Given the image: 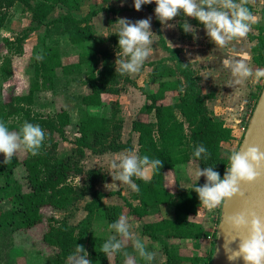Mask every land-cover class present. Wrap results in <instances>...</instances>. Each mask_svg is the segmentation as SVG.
I'll use <instances>...</instances> for the list:
<instances>
[{"label": "trees", "instance_id": "trees-1", "mask_svg": "<svg viewBox=\"0 0 264 264\" xmlns=\"http://www.w3.org/2000/svg\"><path fill=\"white\" fill-rule=\"evenodd\" d=\"M83 1L0 0V29L5 27L11 10L17 4L21 5L23 13L30 14V27L19 35L2 39L5 53L0 54V70L5 76L4 82L11 76L14 57L23 55V45L30 34L40 27L44 28V43L37 55L42 59L35 57L32 62L33 73L25 91L0 100V122L5 123L10 131H19L27 121L38 124L46 134L39 155L32 156L24 151L21 160L17 155L9 163H2L4 157L0 159V179L3 180L0 202L11 204L10 208L0 210V232L10 229L13 234L44 224L41 240L53 251L52 264H67L75 253L76 245L84 246L92 264H108L107 256L101 251L108 239L98 235L94 225L106 222L109 226L117 221L123 206L102 202L105 194L96 186L104 181L108 173L101 169H86L85 150L94 155L120 150L133 152L131 142L120 141L124 123L119 116L120 107L116 103L108 116H83L76 123V131L70 141L72 147L66 153H60L58 141V138L66 141L72 124L64 104L55 98V108L51 113L34 108L36 94L53 90L58 77L64 78L67 84L84 72L86 78L83 84L89 91L82 95L83 107L101 106L104 103L103 94H118L121 92L120 85L130 84L145 97L146 103L140 112L153 116L146 120L133 119L131 131L137 133V155L159 158L163 167L153 172L149 179L132 178L140 191L131 193L130 199L136 203L122 196L128 215L139 220L152 213L159 215L160 219L156 221L143 222L142 234L159 244L166 255L163 264H211L212 255L185 257L173 251L172 240L200 239L206 234V229L195 220L202 208L196 193L179 184L173 191L168 189L167 173L179 165L195 162L201 168L214 166L223 176L229 160L224 155L223 143L234 139L233 130L223 120L211 117L206 105L208 96L202 93L197 71L191 63L179 58L177 50L166 45L155 16V31L160 37L162 49L169 56L149 62L151 71L148 80L137 86L128 74L121 75L119 67L109 61L112 54L121 56L116 32L105 39L107 48L98 47L99 41L95 36L92 20L98 12L117 13L118 10L106 5L110 0H99V5L89 6L83 12ZM142 8L154 14L152 4ZM183 18L182 14L176 17L179 20ZM196 24L201 25L198 21ZM179 29L182 36H186L182 23H179ZM258 30L253 49L254 62L263 67L262 24ZM53 36H67L69 56H76V61L65 62L64 58L68 56L63 55L61 47L47 43V39ZM171 94L175 96L167 102ZM200 144L210 153L206 160L193 156L195 147ZM18 167L24 169L23 182L14 176ZM203 183V178L197 181V184ZM116 193L120 195V192ZM86 196L90 197L83 205L86 214L73 225L69 221L77 216L79 203ZM163 205L171 206V216L161 214ZM46 209L49 211L45 212ZM56 212L62 213L61 218ZM139 264L148 263L139 261Z\"/></svg>", "mask_w": 264, "mask_h": 264}, {"label": "clouds", "instance_id": "clouds-1", "mask_svg": "<svg viewBox=\"0 0 264 264\" xmlns=\"http://www.w3.org/2000/svg\"><path fill=\"white\" fill-rule=\"evenodd\" d=\"M257 0H132L135 11H142V6L155 4L154 16L159 21L161 31L174 27L173 21L181 14L184 17L198 21L205 30L210 42L216 48H227L233 42L246 39L253 31V25L259 17L248 5ZM121 6L125 0H120ZM264 5V0H259ZM102 16L100 19L102 20ZM152 16L132 20L120 17L117 32L118 46L121 58L116 59L121 75H135L140 72L144 63L152 56L154 43L152 32ZM100 22V21H99ZM185 33L192 32V25L187 20L182 24ZM171 48L177 45L167 40ZM37 59H42L38 56ZM247 56L243 58H225L223 67L230 73V85L234 91L239 86L251 82L253 85L264 80V68L253 70ZM46 134L38 124L24 122L19 131H10L5 123L0 122V154L2 163H9L12 157L21 150L30 152L32 156L39 155ZM193 156L196 159H208L210 153L200 144L195 147ZM110 167L118 169L113 175V181L128 185L133 191L139 192V186L133 177L147 178L151 173L163 167L159 158L143 157L130 152L113 155L109 160ZM195 177V183L188 190L196 193L199 205L212 211L223 208L230 201H240V207L228 212L221 221L222 233L219 238L223 244L222 250L228 264H264V150L255 144L241 146L230 153L228 165L223 176L214 166L196 167L190 170ZM203 184H197L200 178ZM120 183V184H121ZM120 184L115 182L103 185L106 191L119 190ZM184 188V187H183ZM116 235L111 236L101 247V251L109 258L114 257L128 241H132L139 256L150 262L156 257L155 252L146 250L145 245L134 230L139 225H133L129 218L121 215L109 225ZM117 237H120L119 239ZM83 245H76L75 253L70 257L73 264H92L87 258ZM126 264H134L129 257Z\"/></svg>", "mask_w": 264, "mask_h": 264}, {"label": "rangeland", "instance_id": "rangeland-1", "mask_svg": "<svg viewBox=\"0 0 264 264\" xmlns=\"http://www.w3.org/2000/svg\"><path fill=\"white\" fill-rule=\"evenodd\" d=\"M115 4L121 6L120 0H114ZM99 0H84L82 11L85 12L89 6H96L99 5ZM155 5L154 3H152ZM132 0H125V3L121 7H131ZM125 8V9H126ZM116 14V13H115ZM119 14H112L113 17L117 16ZM148 16H152V32L154 40V43L152 45L153 54L152 56L144 63L139 73L133 75H129L137 86H142L146 83L148 80V74L151 70V67L149 66V62L159 59L160 57L165 56L166 54L162 52L160 47V41H159V35L155 31V25H154V14L151 12H144L138 15V18L136 19H142ZM118 17V16H117ZM120 17V15H119ZM123 17V14L121 15ZM118 18H112L110 23H113L112 21L117 20ZM187 22L192 25V29L194 30L195 27L193 26L192 18H187ZM30 20V14L29 13H23L22 7L20 4H17L13 9L12 12H10L9 20L7 21L5 25V29L11 30V37L16 36L17 34H21L25 29L30 27L29 25ZM194 20V19H193ZM110 21V20H109ZM99 28H101L103 25L98 22ZM160 27H162L160 25ZM101 28L100 30H102ZM43 27H40L38 30L34 31L30 34L26 42L24 43V52L22 56L14 57L12 66H11V76H9V79L4 82L5 76L1 73L0 70V100L8 99L10 95L15 93H21L26 90L29 82L30 75L33 73V69L31 67L32 62L34 61L35 57L39 54V50L41 49L44 39H43ZM106 33V30L104 31ZM7 33V32H5ZM112 33L111 31L108 32L106 36H104L103 33L99 34L97 37L99 43L98 47L107 48V43L105 42V39L107 36ZM194 35V38L188 41L187 49L184 52L183 57H185L187 60L189 59H195L198 57V35L197 31L192 33ZM47 42L52 43V40ZM56 45H62L60 46L62 49V53L65 56L64 60L65 62H73L77 60L76 56H69L70 51L68 46V40L66 37H57L55 43ZM5 53V47L3 46L2 40L0 38V54ZM121 58L118 54H112L109 61L113 62L116 67H119L118 64L115 63L116 59ZM195 66V70L197 71L196 62L193 63ZM264 67H258L256 65V69H261ZM86 76L85 73H80L75 78L66 84V81L62 77H58L55 81V85L53 90L50 91H41L36 94L35 96V103L34 108L44 112V113H51L53 112L55 108L54 101L55 98L58 99L59 102H62L65 106V108L68 110L70 114V118L72 121L71 126L69 127V133L68 138H66V141L61 140L58 138L59 141V149L60 153H66L69 151L72 147V144L70 143L71 138L74 137V133L77 128V124L81 118L85 115L88 116H108L111 113L112 108L115 106L116 103H118L120 107V113L119 116L123 118L125 124L123 123V129L121 133V139L120 141L126 143L131 142L134 149L132 153L137 154V134L135 132H132L130 129V123L132 119L140 118V119H152L153 116H147L140 112L141 107L146 103V100L144 96L141 94L139 89L133 85L126 84V85H120L119 88H121V92L118 94H103L104 97L103 105L101 106H82L81 98L82 95L88 93V87L83 84V81L85 80ZM256 93L254 97L252 98V110H254V107L257 103V96L259 97L261 94V91L264 87V80H262L260 83L256 84ZM174 94H171L167 102L172 101L174 98ZM59 106V104H58ZM84 112V113H83ZM253 112V111H252ZM252 112L249 113V119L251 118ZM249 121H247V124H245L244 128L246 129ZM245 130H243L241 136L234 137V139L228 143L223 144V152L224 155L228 156L230 153L236 151L239 147V144L241 142V139L243 137V133ZM124 152H127L126 150H123ZM86 157L88 158V155H90L89 150H85ZM15 155L21 160L24 156V150L18 151ZM3 158V154H0V159ZM109 158L106 157V162L104 163L109 164ZM87 161V160H86ZM85 161V166H86ZM106 164V165H107ZM110 165V164H109ZM108 166V165H107ZM197 164L195 162H190L186 165H179L174 170H172L171 173L167 174V186L170 190H174L176 185L180 180L185 181L188 183L187 179L191 182L195 181V177L192 174L190 170L195 169ZM101 171H108V174L112 172V180L109 182H115L117 184H120V181H113V175H115V172L118 171V169L114 170L110 167H100ZM103 169V170H102ZM25 172L22 167H18L15 170L14 176L17 177L19 180L23 182V176ZM191 175V177H190ZM83 177V176H82ZM81 177V178H82ZM106 178H108L106 176ZM106 178L104 180H106ZM201 177L200 179H202ZM147 179V178H145ZM174 179V181H173ZM102 182V181H101ZM3 180L0 179V185H2ZM80 183V182H79ZM100 182L97 183V185ZM185 183V184H186ZM121 188H125V184L121 183ZM180 185V184H179ZM128 189V187H127ZM116 194V192H120L118 190L110 191L108 193ZM128 192V190H127ZM118 194V193H117ZM131 198V194H127ZM90 197H85L83 201L79 203V212L77 216L73 219H71L69 222L73 225L77 224L80 219H82L86 212L83 210L84 203L89 200ZM131 200V199H130ZM132 201V200H131ZM133 202V201H132ZM134 201L133 203H135ZM123 203V202H122ZM123 211L122 215H125L129 218V222L133 225L138 224L137 218H131L130 215H128V208L123 203ZM11 207V204L8 201L0 202V210H6ZM49 210L46 209L45 212H48ZM161 214L162 215H168L169 212L165 208H161ZM221 211L222 208H217L212 211H208L202 208L199 210V213L201 216V219L203 220L202 224L206 225V234L203 235L200 239H190L187 241H179V240H172L173 245V251H176L178 254L182 256H203L206 257L208 255H212L214 251V243L216 239V231L217 226L220 221L221 217ZM57 217L62 216V213L56 212ZM153 218H157V214L152 213V215H149ZM199 219V217H198ZM200 220V219H199ZM206 223V224H205ZM44 224H41L39 226H36L32 229H29L27 231H20L16 233H11V230H5L0 232V264H52L53 260V251L47 247L41 240V235L43 231ZM94 229L97 232L98 235H101L104 237V239H109L111 236L116 235L115 231L109 228L108 224L106 222L102 223H95ZM136 233L138 234V228L134 229ZM118 239L120 237H117ZM147 243V242H146ZM144 244V243H143ZM158 247H156L153 244V247L155 249H159V244L156 243ZM152 246V245H151ZM88 253V251H87ZM89 255V253H88ZM138 252L133 246L132 241H128V243L125 245L124 248L120 250L114 257L108 259V264H126V261L129 257L134 259V264H139V261H145L143 258L138 256ZM88 258V256H87ZM153 260L156 264L158 263L157 258H154ZM67 264H73V261L70 259L68 260Z\"/></svg>", "mask_w": 264, "mask_h": 264}, {"label": "crops", "instance_id": "crops-1", "mask_svg": "<svg viewBox=\"0 0 264 264\" xmlns=\"http://www.w3.org/2000/svg\"><path fill=\"white\" fill-rule=\"evenodd\" d=\"M108 7L114 8L118 10L116 14H119L120 17L123 14V17L130 18L134 20L135 18H138V15L144 12H149L147 9L142 8V11H135L132 7H121L117 4H115L114 0H110L107 4ZM153 5V4H152ZM155 7V5H153ZM251 10L254 14H256L259 19L258 22L253 25V31L249 33L246 39L240 40L239 42H233L229 47L227 48H216L213 43L210 42L209 38L207 37L205 30L203 28V25H197L195 19H192L193 26L195 27L192 32L187 33L186 36H182L180 29H179V23H184L186 17H184L182 20L174 19L173 21H169V23L173 24L174 27L172 29H168L166 31H161V36L163 37L164 41L166 42V45L168 47L169 44L167 40L172 41L173 44L177 45L176 47L172 48L178 51V56L183 61L189 62L192 64L193 69H196L194 66V62H196L197 66V73L199 75V85L201 87L202 93L208 96L206 99V105L209 110V113L212 118L223 120L225 125L232 128L234 137L241 136L243 132V128L245 124H247V121H249V113H251L252 110V101L253 97L256 93V84L253 85L251 82H248L246 85H242L238 87L237 91H234L232 86L230 85V73L224 69L223 67V59L227 58H243L247 56L249 58L250 66L253 68V70H256V64L254 62V46L257 43V35L259 33L258 27L261 25V17L263 13V7L264 5H261L259 3V0L255 4H249ZM126 8V9H125ZM12 12V10H11ZM112 14L116 15L114 12H104L100 11L98 14L93 18L92 23L94 25L96 34L95 36L98 37L99 34L103 33L104 36L108 34L109 31L111 32H117L118 22L112 21V18H120L119 15L113 17ZM100 16H102V20L100 19ZM9 20V19H8ZM110 20V21H109ZM103 25L101 28H99L98 22ZM106 30V33L104 32ZM44 31V30H43ZM195 31H197L198 35V57L195 59H189L187 60L185 57L184 52L187 49L188 41L194 38V35L192 34ZM7 32V33H5ZM57 37L62 36H53L48 41L52 40V43L47 42L48 44L56 45L54 44ZM67 38V36H64ZM0 38L1 40L3 38H12L11 37V30L2 28L0 29ZM160 41V37H159ZM62 46V45H59ZM161 47V45H160ZM171 48V47H170ZM161 50L166 55L161 58H166L169 56L168 52L164 51L161 47ZM183 55V56H182ZM155 59V60H159ZM153 60V61H155ZM68 63V62H67ZM151 71V70H150ZM149 71V72H150ZM56 81V80H55ZM145 98V97H144ZM102 100H104V97L102 96ZM125 120V119H124ZM133 120V119H132ZM131 120V122H132ZM131 122L130 129H131ZM125 124V122H124ZM247 126V125H246ZM137 134V133H136ZM228 143V142H226ZM225 144V143H223ZM124 152L123 150L117 151V152H109L104 153L100 155H94L90 152V155H88L87 161H86V169H99L100 167H110L109 164L104 163V161L107 158H111L113 155ZM108 159V160H109ZM106 162V161H105ZM109 162V161H108ZM108 166H107V165ZM111 168V167H110ZM103 170V169H102ZM108 173V171H105ZM172 171H169L168 173H171ZM167 173V174H168ZM112 172L107 175L108 178L106 180L100 182L96 188L100 190L102 193L105 194V196L102 198V202L105 205H123L124 201L122 199L123 197H126L128 199L127 194H131L134 192L128 185L125 184V188L120 189L122 185H120V188L118 191H120L119 194H112L108 193L109 191H106L103 187L105 183H109L112 180ZM191 177V175H190ZM204 179V178H203ZM109 180V182H108ZM174 181V179H173ZM188 183H186L183 180H180L178 184H180L181 187H190L191 181L188 180ZM186 183V184H185ZM128 187V189H127ZM168 187V186H167ZM169 189V188H168ZM128 190V192H127ZM173 191V190H172ZM123 202V203H122ZM136 203V202H135ZM161 208H165L169 214L165 216H171V206L170 205H163ZM124 210V209H123ZM200 214H198L195 217V220L198 222H203L201 219ZM133 216H131L132 218ZM149 216L143 218L142 220L138 219V236L141 239V241L144 243L145 248L149 252H155L156 258L158 263L157 264H163L166 260V255L162 252V250L155 247H153V244L156 245V242L148 239L146 236L142 234V224L143 222L147 221H156L160 219L159 216L157 218L151 217L152 219H148ZM199 217V219H198ZM135 218V217H133ZM206 224V223H205ZM206 225H204L205 227ZM181 241H187V240H181ZM147 242V243H146ZM152 245V246H151ZM139 256V255H138ZM155 260V259H154ZM149 264V262H147ZM150 264H156L154 261H151Z\"/></svg>", "mask_w": 264, "mask_h": 264}, {"label": "water", "instance_id": "water-1", "mask_svg": "<svg viewBox=\"0 0 264 264\" xmlns=\"http://www.w3.org/2000/svg\"><path fill=\"white\" fill-rule=\"evenodd\" d=\"M248 144H255L256 146L264 150V87L254 107L247 128L243 133V137L238 149L241 146H246ZM151 177L152 173L147 177V179ZM239 207L240 201L233 200L230 201L227 206L222 208L220 221L218 223L216 231V239L214 243V251L212 254L211 264H228L223 251L221 250L220 253H218L217 251L218 247L223 244V239L219 238L222 233L221 221L226 213L234 211Z\"/></svg>", "mask_w": 264, "mask_h": 264}, {"label": "built area", "instance_id": "built-area-1", "mask_svg": "<svg viewBox=\"0 0 264 264\" xmlns=\"http://www.w3.org/2000/svg\"><path fill=\"white\" fill-rule=\"evenodd\" d=\"M261 24L263 26V34H264V7H263V13H262V17H261ZM243 130H245V128H243Z\"/></svg>", "mask_w": 264, "mask_h": 264}]
</instances>
